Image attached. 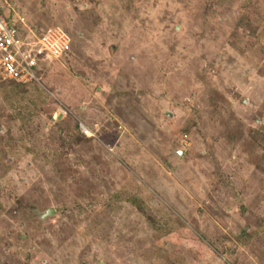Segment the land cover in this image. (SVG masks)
Wrapping results in <instances>:
<instances>
[{
  "label": "rangeland",
  "instance_id": "rangeland-1",
  "mask_svg": "<svg viewBox=\"0 0 264 264\" xmlns=\"http://www.w3.org/2000/svg\"><path fill=\"white\" fill-rule=\"evenodd\" d=\"M6 5L73 41L0 82V264H264V0Z\"/></svg>",
  "mask_w": 264,
  "mask_h": 264
},
{
  "label": "built area",
  "instance_id": "built-area-1",
  "mask_svg": "<svg viewBox=\"0 0 264 264\" xmlns=\"http://www.w3.org/2000/svg\"><path fill=\"white\" fill-rule=\"evenodd\" d=\"M6 3L0 0V82L38 81L46 64L72 51V36L58 26L39 30Z\"/></svg>",
  "mask_w": 264,
  "mask_h": 264
},
{
  "label": "trees",
  "instance_id": "trees-1",
  "mask_svg": "<svg viewBox=\"0 0 264 264\" xmlns=\"http://www.w3.org/2000/svg\"><path fill=\"white\" fill-rule=\"evenodd\" d=\"M132 201L135 203V205L140 206V207L142 206V204L138 202L136 199H132Z\"/></svg>",
  "mask_w": 264,
  "mask_h": 264
},
{
  "label": "clouds",
  "instance_id": "clouds-1",
  "mask_svg": "<svg viewBox=\"0 0 264 264\" xmlns=\"http://www.w3.org/2000/svg\"><path fill=\"white\" fill-rule=\"evenodd\" d=\"M41 73H42V71H41ZM41 80V77H40V79L38 80V81H40ZM31 82V81H30ZM26 83H29V82H26ZM81 125V128H82V124H80ZM85 127V126H84Z\"/></svg>",
  "mask_w": 264,
  "mask_h": 264
}]
</instances>
